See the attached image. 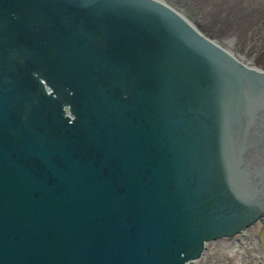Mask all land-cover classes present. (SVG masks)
<instances>
[{
	"label": "water",
	"instance_id": "water-1",
	"mask_svg": "<svg viewBox=\"0 0 264 264\" xmlns=\"http://www.w3.org/2000/svg\"><path fill=\"white\" fill-rule=\"evenodd\" d=\"M139 1L0 0V264H188L261 217L264 57Z\"/></svg>",
	"mask_w": 264,
	"mask_h": 264
},
{
	"label": "rangeland",
	"instance_id": "rangeland-1",
	"mask_svg": "<svg viewBox=\"0 0 264 264\" xmlns=\"http://www.w3.org/2000/svg\"><path fill=\"white\" fill-rule=\"evenodd\" d=\"M227 2H232L233 4V13L229 8H226L228 16L233 19L236 17V20L239 21L237 25L243 23L241 27H243L244 33H250L257 27L258 21L264 18V0H204V3L208 5L202 7V11L199 13L201 18L206 21L205 16L212 14L206 11L207 7H214L210 11L219 10ZM240 8H243V10ZM236 14L242 15L235 16ZM254 14H257L256 18L250 17ZM216 21H221L222 23L224 20L222 17H218ZM224 22L227 23L228 21ZM259 42L255 45V48H259L256 54L264 57V43L261 45V43L258 44ZM192 263L264 264V222L258 221L240 233L213 240L212 243L206 246L203 255Z\"/></svg>",
	"mask_w": 264,
	"mask_h": 264
},
{
	"label": "bare ground",
	"instance_id": "bare-ground-1",
	"mask_svg": "<svg viewBox=\"0 0 264 264\" xmlns=\"http://www.w3.org/2000/svg\"><path fill=\"white\" fill-rule=\"evenodd\" d=\"M189 8H191L198 16H200L199 13H201L202 11V7L207 6L208 4L204 0H182ZM201 7V8H200ZM226 8H229L232 13H233V4L232 2H227L224 4V6L222 8H220L219 10H212L214 9V7H207V12L212 13L211 15H207L205 16V22L208 23L209 25L223 31L225 34H227L228 36H230L231 38H233L235 41H237L238 43H240L242 46H244L245 48H247L249 51L257 53V51L259 50V48H255V45L257 42H259L258 44L261 43V45L264 43V18L258 21V25L255 29H253L250 33H244L242 24L241 25H237V21L236 17L233 19L231 16H228V13L226 11ZM243 10V8H240ZM248 14V13H245ZM244 14V15H245ZM214 15V17H213ZM238 15H242V14H236L235 16ZM249 15V14H248ZM257 14L251 15L250 17L252 18H256ZM201 17V16H200ZM207 17V18H206ZM221 18L224 21H228L227 23H225L224 21H216V18ZM211 19H213V21H211ZM231 21V23H230ZM263 26V27H262ZM264 210V209H262Z\"/></svg>",
	"mask_w": 264,
	"mask_h": 264
}]
</instances>
